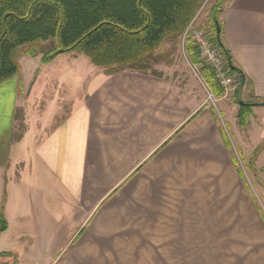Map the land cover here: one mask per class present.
Returning a JSON list of instances; mask_svg holds the SVG:
<instances>
[{
    "label": "crops",
    "instance_id": "obj_1",
    "mask_svg": "<svg viewBox=\"0 0 264 264\" xmlns=\"http://www.w3.org/2000/svg\"><path fill=\"white\" fill-rule=\"evenodd\" d=\"M219 20L245 77L241 101L263 102L264 0H225ZM69 55L46 64L27 56L33 69L24 74L20 60V73L0 83V174L15 180L11 193L36 197L53 233L68 235L41 264H138L131 237L164 236L152 241L159 252L186 234L205 236L200 250L227 237L232 264H264V180L262 213L232 150L245 132L230 136L214 110L161 76L107 73L88 57L82 71L84 54ZM258 111L264 105L252 107L263 125Z\"/></svg>",
    "mask_w": 264,
    "mask_h": 264
},
{
    "label": "trees",
    "instance_id": "obj_2",
    "mask_svg": "<svg viewBox=\"0 0 264 264\" xmlns=\"http://www.w3.org/2000/svg\"><path fill=\"white\" fill-rule=\"evenodd\" d=\"M206 1L0 0V83L20 73L23 56L42 55L46 64L63 53L84 54L111 74L130 70L161 76L154 70L160 60L157 50L167 41L181 40ZM224 3L217 0L212 9V41L224 50L227 70L244 80L222 41L219 12ZM217 26L221 28L219 37ZM185 47L192 62L200 64L197 43L186 37ZM208 65L201 63L204 79L221 96L224 90ZM238 104V121L247 126L252 107L264 105V101ZM3 218L1 215L0 234L6 229Z\"/></svg>",
    "mask_w": 264,
    "mask_h": 264
},
{
    "label": "rangeland",
    "instance_id": "obj_3",
    "mask_svg": "<svg viewBox=\"0 0 264 264\" xmlns=\"http://www.w3.org/2000/svg\"><path fill=\"white\" fill-rule=\"evenodd\" d=\"M216 1L217 0H207L192 21V23L194 22L192 31H197L203 41H208L206 42L207 48L205 47V51L207 49L212 50V47H214V42L210 41V39L213 38L210 19L213 16L212 9ZM203 23L209 27L204 28L202 26ZM184 37L189 36L184 35L181 40L177 41H167L162 48L157 50L156 54L160 57V60L159 63L155 65L154 70L160 74L161 77L170 81L174 86H177L179 91L186 92L194 105L205 103L210 109L214 110L215 115L219 118L225 130L230 133V136L235 137L234 131L236 132L238 128L239 131L245 132L242 133L238 131L242 134L243 140L238 144L237 150H232H234L235 153L237 152L238 156H241L242 163H240V167L246 179V187L249 189L255 203L263 213L262 202L260 201L263 183L260 180L261 178L264 180V173L262 172V169L264 170V152L262 156L259 158L257 157L259 152L264 148V138H259V133L264 132V124L260 125V120L255 118L253 114L250 115V117L253 115L251 119L249 117V125L242 126L239 123L237 116L239 111L238 103L239 100L243 101V99L238 94L242 88H240L238 92L232 86L228 87L227 90L221 86L224 90L223 94L221 96H216L207 86L201 70V63L209 64L208 66L213 68L209 53L207 52L209 57L207 60L204 49L199 42L201 39L194 40L201 51L202 60L200 64L193 63L191 60L192 58L186 52ZM44 46L45 49L49 47L47 45ZM69 54L71 53H63V56H65L63 58H68L70 56ZM26 58L28 57L26 56L21 59L22 72L24 74L29 68L32 70L34 67V65H29ZM85 58L87 57L82 55V57L79 58L80 64L79 66L77 65L82 71L86 68V63L84 62ZM62 60L63 59H60V61ZM224 62H226V56L224 57ZM61 66L62 64L54 63L50 69ZM214 71L216 79L219 81L217 70L214 69ZM57 72L58 71H51L50 74L52 73L55 75ZM106 72L108 73V71ZM70 74L71 77H73L72 71H70ZM30 101L32 102V99H30ZM258 112H261L259 113V117L262 116V120H264V111ZM21 124H23L22 120ZM21 124L18 122V131L20 132L22 130ZM0 178L1 182L4 184L3 187L0 184V218L1 215H3V219L6 222V229L0 234V264L4 262H8L9 264H41L45 262L48 257L57 251L60 246L59 240L67 238L68 235L64 237L62 233L57 234L52 232V229L49 228V218H47L44 213H41V209L37 212L34 210L36 207V197H30L28 194L27 196L25 195L24 198V194L19 192L11 193L10 188L13 187L15 180L11 181L8 175L3 176L1 174ZM19 184L22 185V181H19ZM57 209L60 212L63 211L61 206H58ZM63 212L67 214L66 211ZM60 222L62 225L64 221L61 219ZM209 236L210 239H213L211 235ZM119 237L122 238H120V247L132 253L133 250L129 245L127 236ZM163 238L164 236L131 237L130 243L135 244L136 248L139 249L135 253L140 256L139 259H135V255H132V259H135L138 264H232L233 250L230 248L231 245L227 244V237L221 244L213 241V243L209 245L215 249L200 250L198 249L200 246L203 248L207 247V244L199 243L201 239H205V236L202 237L197 234L177 235L176 240H174V236H171L172 250L154 252L153 247H151L152 241L157 240L158 242ZM159 244L155 243V246H159ZM168 244L167 242H161V246L168 247ZM218 246L221 248L220 250L216 249ZM124 253L128 252L121 251V257ZM122 259V264H129L128 258L122 257Z\"/></svg>",
    "mask_w": 264,
    "mask_h": 264
},
{
    "label": "built area",
    "instance_id": "obj_4",
    "mask_svg": "<svg viewBox=\"0 0 264 264\" xmlns=\"http://www.w3.org/2000/svg\"><path fill=\"white\" fill-rule=\"evenodd\" d=\"M193 24H194V22L190 24L187 31L185 32V36H189L193 41L197 40V39H201V41H199V42L201 43V45L204 49V54H205L207 60L209 59L207 52L210 55V58L212 60V66L215 70H217V74H218L217 77L219 79L218 82H220V85L222 87H224L226 90L228 87L232 86L238 91L240 88L243 87L244 80L242 79V77L239 74H231L227 70L226 62H224V57H225L224 50L214 44V47L211 46L212 50L207 49L205 51V47L207 48L206 42H208V41H206V42L203 41L202 37L199 36L197 31H194V32L192 31L193 30ZM184 38H186V37H184ZM210 41L212 42V39H210Z\"/></svg>",
    "mask_w": 264,
    "mask_h": 264
},
{
    "label": "water",
    "instance_id": "obj_5",
    "mask_svg": "<svg viewBox=\"0 0 264 264\" xmlns=\"http://www.w3.org/2000/svg\"><path fill=\"white\" fill-rule=\"evenodd\" d=\"M220 32H221V28H220V26H217V34H218V37L220 36ZM241 103H243V102L241 101ZM2 264H9V263L8 262H4Z\"/></svg>",
    "mask_w": 264,
    "mask_h": 264
}]
</instances>
